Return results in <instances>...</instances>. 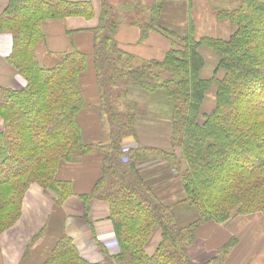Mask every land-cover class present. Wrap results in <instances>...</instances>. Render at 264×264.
Listing matches in <instances>:
<instances>
[{
	"label": "trees",
	"instance_id": "trees-1",
	"mask_svg": "<svg viewBox=\"0 0 264 264\" xmlns=\"http://www.w3.org/2000/svg\"><path fill=\"white\" fill-rule=\"evenodd\" d=\"M166 3L100 0L97 23L87 29L91 52L72 49L47 62L36 54L45 38L43 22L69 16L90 19L92 3L8 0L0 15V33L11 36L6 60L25 84L0 85V233L20 217L31 183L61 205L72 194V184L57 178L59 168L86 156L97 158L99 174L90 192L79 196L84 215L91 200L106 202L118 247L110 255L98 242L106 264H228L238 241L234 236L203 262L190 258L188 249L198 230L224 223L233 213L264 215V0L213 6V20L228 24L224 37L197 34L191 17L194 0L187 2L180 33L165 25L161 16ZM122 24L140 28V39L148 30L158 32L169 41V49L161 59L122 50L115 38ZM201 47L216 57L208 77L201 75L206 64ZM90 68L96 106L86 101L82 89L81 79ZM131 87L162 91L172 104L169 150L139 142L138 106L128 98ZM210 94L214 103L204 112L202 103ZM94 107L99 119L105 116L107 130H101L97 141L86 142L79 119ZM130 135L134 144L124 147L123 139ZM150 157L151 168H138ZM183 203L197 212L185 225L175 213V206ZM157 231L160 238L148 253ZM44 264L102 262L84 260L63 236Z\"/></svg>",
	"mask_w": 264,
	"mask_h": 264
},
{
	"label": "crops",
	"instance_id": "crops-1",
	"mask_svg": "<svg viewBox=\"0 0 264 264\" xmlns=\"http://www.w3.org/2000/svg\"><path fill=\"white\" fill-rule=\"evenodd\" d=\"M69 1H90L94 8V16L90 19L82 16H69L62 20L43 22L42 30L45 38L36 48V54L40 61L50 62L55 54L72 49L84 53H90L92 50V35L87 29L97 23L100 0ZM108 1L117 4L120 0ZM138 1L144 5H149L153 0ZM7 2L8 0H0V15ZM187 2L188 0H167L166 8L168 5L175 4L184 7L186 12ZM202 2V0H194L191 8V13L196 14L197 19L200 17L199 9ZM173 14L168 15L164 9L161 16L162 23L169 25L168 17H173ZM212 23L225 32L228 30L226 23H219L214 20L211 21ZM115 38L122 50L144 59H161L170 46L166 38L153 30H148L145 38L140 39V28L130 24H122L116 31ZM11 46L10 34L0 33V85L19 88L24 86L25 82L6 60L10 54ZM200 51L204 56L211 55L213 60L215 59L216 65V57L211 51L205 47H201ZM206 66L207 62L201 73L203 77L212 74L205 75ZM88 73H90V77L86 80H90V82H86L84 78L82 89L86 101L91 106H96L99 101H94L98 100V97L95 95L96 84L92 68L88 70ZM208 97L210 100L208 102L209 108H204ZM208 97H205L202 103L203 111L210 110L213 106V94ZM83 118L84 116L80 117L79 123L85 134L91 124H87V120L83 122ZM98 121L101 131L103 123L100 119ZM104 126L106 128V123ZM1 129L2 122L0 120ZM125 139L133 140V137L132 135L127 136L123 142ZM76 166H79L80 169L78 170ZM98 174L99 161L96 157L86 156L73 163L62 165L58 170L57 178L71 182L72 194L59 206L55 204L54 196L51 193L44 191L37 183H31L22 200L20 217L11 227L0 233V264H44L56 242L63 236H68L71 239L72 244L84 260L90 263L102 262V264H106L103 261V254L98 248V242L106 246L110 255L118 252L113 226L109 219V206L104 201L93 199L89 204L88 214L85 216L84 202L79 197L90 192ZM228 226H234L239 234L232 232L238 241L228 254L226 262L228 264L252 263V255L258 254L259 250L264 247V241L261 244L257 243L251 238V234L254 235V231L259 232L258 228H264V219L258 216L245 218L244 215H234L233 219L228 222ZM241 231L245 233L241 235ZM146 251L150 253L147 248ZM188 254L196 263L205 260L193 259L190 250H188Z\"/></svg>",
	"mask_w": 264,
	"mask_h": 264
},
{
	"label": "rangeland",
	"instance_id": "rangeland-1",
	"mask_svg": "<svg viewBox=\"0 0 264 264\" xmlns=\"http://www.w3.org/2000/svg\"><path fill=\"white\" fill-rule=\"evenodd\" d=\"M202 1L203 2L200 5V9H199L200 17L197 19V15L192 14V20H195L194 22H196V30H197L196 32L198 33V35L207 34V35H218L220 37H224L225 31L220 27L219 28L216 27L215 25H213V23L211 24V21H213L212 7L217 4H219V6L221 5L222 7L227 2L234 3L237 2V0H202ZM204 1H209L210 4H207V2L205 4ZM164 9H166L168 15L174 13L173 17L171 16L168 17V23L170 27H172L174 30L180 33L182 29H184V26L186 25L185 21H187V18H185L187 13L184 11V7L182 8L179 5L176 6L175 4L174 5L171 4L168 5L167 8L165 7ZM205 57L207 62L205 75L207 76L210 73H212L215 67V59L213 60V57L211 55ZM89 77H90V73H88L87 71V73L84 74L81 79L82 83L84 81V78L86 80V78ZM86 82H90V80H86ZM95 95L97 96V89ZM128 98L135 101L138 106L136 130L141 144L169 150L170 149V142H169L170 115H171L172 104L165 98L164 93L162 91L148 93L143 91L139 87H131L128 92ZM94 101L98 102L99 100H94ZM208 102H210L209 97L207 98V101L205 103L206 105L204 106V108H209ZM204 111L206 112L209 110H204ZM81 116L82 117L84 116L83 122L84 120H87V124H91V127H89L88 131L85 132V141L86 142L97 141L99 139L101 132L98 121L99 120L98 111L94 107L89 112L84 113V115ZM100 119L103 123L102 124L103 133L105 134V131L107 130V124H106V128H104L105 127L104 125L106 123L105 116L100 115ZM133 144L134 141L131 139H125L123 142L124 147H129L130 145ZM151 159L154 158L150 157L147 158L146 161L144 162L141 161L142 163L138 164V168L140 164H144V166L146 164H148L149 166L152 165L153 162L149 163L147 161ZM76 168L78 170L80 169L79 166H76ZM175 213L179 223H181L182 225L187 224L188 222L192 221L197 217V212L195 208L187 203H183L175 206ZM231 216L232 217L224 223L221 224L210 223L198 230L196 234L195 242L192 244V247L188 249L190 250L191 257L193 259L194 258L199 260L206 259L212 253H214L215 249L220 244L228 240L230 237L234 236L232 235V232L233 233L238 232L237 234H239V231L235 230L234 226L231 227L228 226V222L231 219H233L234 213ZM244 216L245 218H254L258 216L264 219V216L258 213L245 214ZM258 223L260 224V222ZM262 228L257 229L259 232L254 231V235L251 234V238L256 240V242L259 244H261L264 241V228L263 229ZM242 233L245 232L241 231V235ZM159 238H160V233L159 231H157L152 237L147 247V250H149L150 253L152 252V249H154L155 243L157 242V240H159ZM252 261L253 264H264V247L261 250H259L256 256L252 255Z\"/></svg>",
	"mask_w": 264,
	"mask_h": 264
},
{
	"label": "built area",
	"instance_id": "built-area-1",
	"mask_svg": "<svg viewBox=\"0 0 264 264\" xmlns=\"http://www.w3.org/2000/svg\"><path fill=\"white\" fill-rule=\"evenodd\" d=\"M149 165L148 164H146L145 166H144V164H141L139 167H140V169H143V168H151L152 167V165H150L149 167H148Z\"/></svg>",
	"mask_w": 264,
	"mask_h": 264
}]
</instances>
